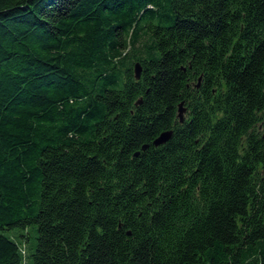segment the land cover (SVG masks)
Returning a JSON list of instances; mask_svg holds the SVG:
<instances>
[{"label": "trees", "instance_id": "16d2710c", "mask_svg": "<svg viewBox=\"0 0 264 264\" xmlns=\"http://www.w3.org/2000/svg\"><path fill=\"white\" fill-rule=\"evenodd\" d=\"M34 226L29 255L4 234ZM26 259L264 264V0H0V264Z\"/></svg>", "mask_w": 264, "mask_h": 264}, {"label": "water", "instance_id": "95a60500", "mask_svg": "<svg viewBox=\"0 0 264 264\" xmlns=\"http://www.w3.org/2000/svg\"><path fill=\"white\" fill-rule=\"evenodd\" d=\"M134 72H135L136 80H140L141 79V75H142V66H141L140 63H137L135 65ZM200 82H201V78L199 79V84H198L197 87H200ZM141 103H142V100H139L137 102V105H139ZM186 112H187V109L185 107V104H184V102H181L179 104V107H178V118H179L180 123H184ZM172 136H173V131L172 130H168V131H165V132L161 133L154 140L153 146L154 147H159V146L165 145L166 143H168L171 140ZM149 147H150V145H144L141 150L142 151H146ZM139 154H140V152H137L135 154V156H139Z\"/></svg>", "mask_w": 264, "mask_h": 264}, {"label": "rangeland", "instance_id": "374dc122", "mask_svg": "<svg viewBox=\"0 0 264 264\" xmlns=\"http://www.w3.org/2000/svg\"><path fill=\"white\" fill-rule=\"evenodd\" d=\"M5 235L12 237L18 243H22L23 248H25L26 254L29 255L31 253V247H33L35 243V239L37 237L36 226L28 227L27 229H14L12 231L4 232ZM22 236L30 237V242H26ZM28 259L24 264H27Z\"/></svg>", "mask_w": 264, "mask_h": 264}]
</instances>
